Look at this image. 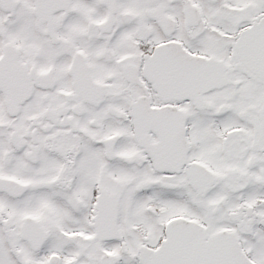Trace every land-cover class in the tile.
Instances as JSON below:
<instances>
[{"label":"snow or ice","instance_id":"snow-or-ice-1","mask_svg":"<svg viewBox=\"0 0 264 264\" xmlns=\"http://www.w3.org/2000/svg\"><path fill=\"white\" fill-rule=\"evenodd\" d=\"M0 264H264V0H0Z\"/></svg>","mask_w":264,"mask_h":264}]
</instances>
